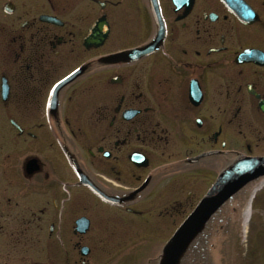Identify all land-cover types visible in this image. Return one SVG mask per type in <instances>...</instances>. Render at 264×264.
<instances>
[{
	"label": "flooded vegetation",
	"instance_id": "obj_1",
	"mask_svg": "<svg viewBox=\"0 0 264 264\" xmlns=\"http://www.w3.org/2000/svg\"><path fill=\"white\" fill-rule=\"evenodd\" d=\"M97 23L105 41L85 46ZM150 44L147 56L112 58ZM0 108L26 153L21 189L0 197L47 196L65 212L83 188L74 159L109 195L146 186L112 207L131 216L166 180L174 198L191 186L165 212L183 213L204 169L264 156V0H0ZM88 193L84 216L106 206Z\"/></svg>",
	"mask_w": 264,
	"mask_h": 264
},
{
	"label": "rangeland",
	"instance_id": "obj_2",
	"mask_svg": "<svg viewBox=\"0 0 264 264\" xmlns=\"http://www.w3.org/2000/svg\"><path fill=\"white\" fill-rule=\"evenodd\" d=\"M8 131L9 126L0 115V193L4 189L15 191L20 187L6 184L8 171L11 177L21 178L19 168L23 154L11 145L6 137ZM257 152L258 155H264V151ZM7 153H11V158L7 157ZM217 171L218 168L213 172L204 169L202 193H206L214 184ZM261 182H264V177L234 196L212 217L183 256L181 264H264V187L253 202L249 225L245 228L243 224V213L248 198L252 189ZM168 184L169 181L166 180L160 184V188L149 192L145 202L151 203V213H146L143 217L132 216L133 218L128 219L124 217L123 212L104 208L90 214L94 228L83 238V243L93 250L90 264H159L164 246L184 220L193 202L188 205L185 214L160 216L159 213L173 206L174 199L178 197L168 195ZM198 188L200 189V186ZM158 190L163 193L156 198ZM186 193L187 191L179 199L185 200ZM86 194L84 190H73V201L66 204V207L73 210L66 218L69 209L66 208L62 219L59 218L61 212L57 213L52 203L49 206L50 214L47 215H41L39 212L44 205L31 206V202L37 204L45 201L36 194L21 196L19 199L16 197L11 202L2 197L0 264H82L78 251L74 249L78 238L72 230L58 234L56 228L53 234H50L49 226L52 222L58 225V222L61 224L67 221L71 226L81 213L78 209L80 203L83 204L89 199ZM8 196L12 197L11 194ZM138 206L137 204L136 208L140 210ZM4 209L7 212H3ZM142 209L148 210V207ZM33 214L42 219L38 227V221H35ZM31 220L35 223L25 224ZM24 229L27 230L24 234L18 232Z\"/></svg>",
	"mask_w": 264,
	"mask_h": 264
},
{
	"label": "water",
	"instance_id": "obj_3",
	"mask_svg": "<svg viewBox=\"0 0 264 264\" xmlns=\"http://www.w3.org/2000/svg\"><path fill=\"white\" fill-rule=\"evenodd\" d=\"M77 172L81 183L87 184L86 176L80 174L81 171L77 170ZM262 175H264V158L240 160L232 169L224 173L168 242L160 264H179L188 246L211 216L243 186ZM96 191L107 199L99 190ZM78 225L86 229L87 222L82 219Z\"/></svg>",
	"mask_w": 264,
	"mask_h": 264
},
{
	"label": "bare ground",
	"instance_id": "obj_4",
	"mask_svg": "<svg viewBox=\"0 0 264 264\" xmlns=\"http://www.w3.org/2000/svg\"><path fill=\"white\" fill-rule=\"evenodd\" d=\"M264 187V182L263 183H260L259 185L255 186L253 189H252V192L250 194V197H249V200L246 204V207H245V210H244V213H243V224H244V227L246 228L250 221H251V218H252V204H253V201L257 195V193Z\"/></svg>",
	"mask_w": 264,
	"mask_h": 264
}]
</instances>
